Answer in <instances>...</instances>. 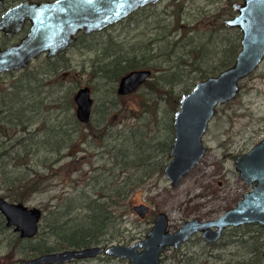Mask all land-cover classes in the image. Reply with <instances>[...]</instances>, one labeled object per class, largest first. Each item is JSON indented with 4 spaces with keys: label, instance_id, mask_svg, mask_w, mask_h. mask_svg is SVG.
Here are the masks:
<instances>
[{
    "label": "rangeland",
    "instance_id": "obj_1",
    "mask_svg": "<svg viewBox=\"0 0 264 264\" xmlns=\"http://www.w3.org/2000/svg\"><path fill=\"white\" fill-rule=\"evenodd\" d=\"M182 1L185 4L182 14L184 22L195 23L199 20L205 23L207 15L217 10L225 11L221 17L234 13L227 8L229 0H159L142 6L136 12H131L129 16L111 23L98 32L88 36L81 35L76 44L49 61L52 64L55 61L58 63V71H49L50 74L38 71L45 76L51 75L49 79L44 80V93L48 94V98L51 97L50 93L57 98L61 94L64 97L72 91L73 103L69 108L71 112L76 113L74 94L77 88L82 84H89L94 97L91 118L94 127L92 129L86 126L82 132L91 133L88 139L85 133L84 141L76 142L77 144L61 159L54 151L49 152L45 148L42 150L41 157H45L47 163L35 162V166L40 167L39 178H43L42 185L25 200L29 205L36 204L44 210L39 232L34 237L25 236L19 241L16 238L20 233L12 227L0 232V255L3 263L12 264L15 258L38 254L33 252V248L40 241L42 244L64 248L59 242L66 232L50 233L47 222L53 219L51 210L56 207L60 209L65 205L66 195L78 197L79 201L83 200L85 203V200L93 198L103 201L108 193L113 196L119 189L121 192L124 191L125 196L119 197L117 203L112 202L110 205L115 209L114 214H118L117 218L113 217L115 220L110 221L104 230L99 228L98 232H103L100 242L129 244L145 235L152 227L159 211L164 210L169 214L168 225L174 230L185 219L195 216L201 219L216 218L225 213L226 208L236 205L238 199L250 188L247 180L243 179L235 167V156L250 149L264 137V59L252 73L241 79L238 95L219 104L218 111L213 115L209 128L202 137L206 153L199 163L182 176L177 185L172 184L163 166L171 160L170 149L175 140L173 116L179 105L169 110L174 104L165 97H160L158 110L154 111L152 109L157 103L153 102L155 94L148 90L149 87L141 85L133 93L120 94L117 89L118 80L111 82L94 70L96 63L104 60V50L107 47H114L112 50L117 48L115 45L117 41L128 47L129 43L133 44L136 40L149 43L154 36L161 37L164 20L168 21L174 17L176 3ZM201 29L206 31L205 25ZM224 32L225 30H218L216 47L219 46V49L208 53L206 61L202 62L204 66L212 67L224 56L223 45L219 41ZM204 36L198 34V40L195 42L204 39ZM186 40H183L184 43ZM188 48L189 45L185 43L183 51H187ZM159 49V44L156 43L154 51ZM197 54L195 52L196 56ZM145 58L142 53L138 67L146 66L142 64ZM155 62L165 65L162 56L149 57L145 60L146 64ZM46 63L48 61L43 57H38L33 59L26 69L0 75V99L4 98L7 87L14 81L23 79L30 71L36 72ZM30 77L31 82H34L33 76ZM190 80L191 78H188V81L175 84V93L185 92ZM110 86L114 87V90L108 89ZM146 101L151 103L153 108L148 106ZM106 103L111 106L107 114L111 121L110 128L104 126L105 121H100ZM48 108H51L50 112L53 113L52 120L57 114L60 115L59 112L65 110L58 102L51 104V107L47 106L45 112ZM168 116L172 121L169 119L166 127L165 121ZM33 125L37 126L36 123ZM137 128L139 130H134L127 136L131 129ZM101 129H104V133ZM140 130L143 132L142 137ZM82 132L73 128V134L77 138L83 134ZM125 144L126 148L139 152V163H125L127 159H124L122 153ZM134 152L129 158L134 157ZM49 164L52 167L50 169ZM3 191L0 188V194ZM113 198L115 200V196ZM141 201H145L151 207L145 217L139 216L133 208L134 203ZM80 205L72 214L75 225L86 212L83 210L86 208H81ZM45 217L48 219L45 220ZM258 224L260 223L248 226L244 224L246 225L244 227H238L243 224L228 226L217 242H209L200 231L195 232L178 247L165 246L161 264H235L240 257L250 258L254 255L253 252L248 251V246L237 240L240 235L248 237L252 233L260 235L259 242L264 240V227ZM46 237L47 241L44 242L42 239ZM58 264H131V262L127 258L121 259L100 253L97 256L74 258Z\"/></svg>",
    "mask_w": 264,
    "mask_h": 264
},
{
    "label": "water",
    "instance_id": "obj_2",
    "mask_svg": "<svg viewBox=\"0 0 264 264\" xmlns=\"http://www.w3.org/2000/svg\"><path fill=\"white\" fill-rule=\"evenodd\" d=\"M159 0H56L14 5L3 13L0 29L14 33L20 29L28 16L32 21L30 31L15 45L0 46V72L6 69L26 67L29 60L46 51L47 56L57 54L76 40V33L100 30L120 21L142 5ZM3 0H0L2 6ZM238 15L228 17L226 23L243 29L242 47L234 63L217 74L199 80L181 94L179 108L174 113V142L171 160L164 166L172 184H179L182 176L201 160L206 152L203 134L217 112L218 104L231 100L240 91V80L249 74L264 56V0H244L234 3ZM150 67H134L119 79L120 94L133 93L150 75ZM77 117L83 122L91 119L94 97L91 86L82 84L74 94ZM235 166L243 179L252 185L237 204L226 208L216 218L185 219L171 230L169 214L157 212L152 227L142 238L132 243H94L79 247L47 250L27 257L24 264H58L74 258L97 256L106 253L127 258L131 264H161L165 246H176L200 231L209 242H217L228 226L248 222L264 224V137L253 147L235 157ZM139 216L146 214L149 205L145 201L133 204ZM0 212L7 225L20 232L22 237H32L38 232L44 214L41 206L25 201L10 200L0 194ZM0 264L3 258L0 255Z\"/></svg>",
    "mask_w": 264,
    "mask_h": 264
},
{
    "label": "trees",
    "instance_id": "obj_3",
    "mask_svg": "<svg viewBox=\"0 0 264 264\" xmlns=\"http://www.w3.org/2000/svg\"><path fill=\"white\" fill-rule=\"evenodd\" d=\"M229 2L231 3V0ZM176 6L174 17L168 21L164 20L162 24L163 35L161 37L154 36L149 43H141L136 40L133 44L129 43L128 47L117 41L115 45L118 47L114 50H112L114 47H107L104 50V60L96 63L94 68L96 73L105 76L111 82L119 81L125 72L140 65L139 58L142 53L146 57L145 60L149 57L162 56L165 65L158 62L146 64L145 60L142 63L144 66L146 65L153 69L151 77L143 85L147 88L149 87L148 90L155 94L153 95V102H156L157 105L152 109L154 111L158 110L160 97H165L174 104L171 105L169 110L174 109L176 105H179L181 98V94L175 93V84L180 81H188V78H191L188 85H186L188 89L185 92L189 91V86H193L199 79L208 77L210 74L229 66L235 58L240 45L239 30L227 26L221 17V14L225 13V11L217 10L215 13L208 14L205 23L199 22V20L195 23H189L188 21H182L183 10L185 9L184 2L176 3ZM227 8L231 9V5L227 6ZM139 9L132 12H136ZM202 23L205 25L206 31L201 29L203 27ZM218 30H225L224 35L219 40L223 45L224 56L219 59L218 64L212 67L204 66L202 62L206 61L208 53H212L211 50L216 51L219 49V46L216 47L219 38L217 35ZM198 34L206 36L196 43ZM81 35L88 36V34L84 33ZM183 40H186V45H189L187 51H183V47H185ZM156 43L159 44V51H154ZM195 52L198 53L197 56ZM57 56L44 58L48 63L37 69L36 72L30 71L28 75L23 76V79L20 78L16 82L14 81L11 86L7 87L4 98L0 99V188L4 190L2 194L10 200L25 201L35 190L41 187L43 178H39V175H41L40 167H36L35 162L40 161L43 163L44 161V163H47V159L41 157V152L44 148L49 152L58 153V158L61 159L71 147L79 143V141H84L85 133L88 139L91 133L82 132L86 126L92 129L94 127L91 119L87 122H82L77 117V113L69 111L73 103L72 91H69L64 97L61 94L57 98L52 93H50L51 97L48 98V94L44 93V80L49 79V76H51L49 71H58V63L56 61L53 64L49 62ZM156 70H159V72H156ZM38 71L49 72V76H45V74L43 75ZM31 75L35 79L34 82L30 80ZM111 87L108 89L114 90V87ZM115 99L116 97L113 100ZM55 102H58L65 110L59 112L61 116L57 114V117L52 120L53 113L50 112L51 108H48L47 112H45V109L47 106L51 107V104ZM146 103L152 107L151 103L148 101ZM109 107H111L110 104L106 103L104 113L100 119V121H105L104 126L107 125V128H110L109 124H111L110 119H108L109 116H107L111 110ZM62 113L64 114L62 115ZM169 119L172 121L170 116H168L165 121L166 127L169 124ZM34 123L37 126H34ZM73 128L80 130L83 134L79 138L75 137ZM103 130L101 129L102 133H104ZM134 130L137 131L139 129H131L127 136ZM140 133L142 137L143 132L141 130ZM127 136L124 141H126ZM63 149L67 150L63 151ZM133 152L132 148H126L125 144L122 149L123 157L125 160L127 159L125 163H139V152H134V157L129 158ZM48 167L49 169L52 168L50 164ZM123 193L124 191L121 192L119 189L113 195L115 200L112 194L108 193L104 196L105 200L103 201H97L98 199L93 198L92 200H85V203H83V200L79 201L80 198L78 197L66 195L65 205L60 209L56 207L51 210L53 219L47 222L50 233L66 232L65 236L62 235L63 239L59 242L64 248L100 243L103 232H98V230L99 228L104 230V227L108 226L110 221L115 220L113 217L117 218L118 214H114L113 211L115 209L111 208L112 206L110 205L112 202L117 203L119 197L125 196ZM100 197H103V195H100ZM78 205L81 208H86L83 209L86 212L75 225L72 214ZM47 219L48 217H45V220ZM252 224L256 223H246L247 226ZM246 225L243 224L238 227ZM258 225L264 227V224L260 223ZM9 227L7 222H5L3 213L0 212V232ZM259 237L260 235L254 233L248 237L240 235L237 242L247 245L248 251L251 250L254 255L250 258L240 257L235 264L264 263V254H262L264 253V240L259 242ZM22 238L18 234L16 239L19 241ZM42 240L46 242L47 237ZM56 247L50 244H42L40 241L33 248V252L36 254L47 250H55L57 249ZM8 254L11 255L10 252ZM26 258L27 256L15 258L12 264H24ZM4 264L10 263L5 262Z\"/></svg>",
    "mask_w": 264,
    "mask_h": 264
},
{
    "label": "flooded vegetation",
    "instance_id": "obj_4",
    "mask_svg": "<svg viewBox=\"0 0 264 264\" xmlns=\"http://www.w3.org/2000/svg\"><path fill=\"white\" fill-rule=\"evenodd\" d=\"M24 1H26V0H3V4H2V6H0V21H1V19H2V17H3V13H5L6 11H8L9 10V8H11V7H14V5H17V4H20V3H24ZM29 2V4H31V3H35V2H46V1H51V2H53V1H56V0H28ZM238 1H241V2H243L244 0H231V3L229 4V5H231V9H232V11H234V13L232 14V15H228L227 17H222L223 18V20H224V22H225V24L227 25V26H229V27H234V28H236L237 30H239V32H240V38H239V40H240V45H239V48H238V52H237V54H236V56H235V58L233 59V61H232V63L230 64V65H232L233 63H234V61H235V59H236V57H237V55L239 54V52H240V49H241V47H242V37H243V29H241V27L240 26H236V25H229V24H227L226 23V20L225 19H227L228 17H232V16H235V15H238V13H239V10H237L235 7H234V3H236V2H238ZM152 3H154V2H152ZM152 3H148V4H152ZM156 3V2H155ZM147 5V4H146ZM142 6H145V5H142ZM141 8V7H140ZM139 9V8H138ZM131 14V13H130ZM129 16V15H128ZM31 25H32V21L30 20V18H28V16H26L25 17V22H24V24L22 25V27L20 28V29H17L14 33H8L6 30H3V29H0V46L2 47V48H5V46H10V45H15L16 43H18V42H20V41H22L21 39L23 38V37H25L26 36V34L31 30L30 29V27H31ZM108 27V26H107ZM104 28H106V27H104ZM104 28H102V29H104ZM101 30V29H100ZM100 30H96V31H92V32H90V33H94V32H98V31H100ZM88 34V35H90V33H86L85 31H84V29H79V31L76 33V40H74L73 42H71L67 47H65L63 50H61V51H59L57 54H54V55H48L47 56V52L46 51H44V52H41V53H39L38 54V56H36V57H34V58H31L29 61V64L32 62V60L33 59H36V58H38V57H43V58H48V57H54V56H57V55H59V53H62V52H64V51H66V50H68L69 49V47L70 46H72V45H74V44H76L78 41H79V38H80V36H81V34ZM264 59V56L262 57V59L260 60L261 62H262V60ZM260 62V63H261ZM259 63V64H260ZM29 64L26 66V67H21V68H17V69H6V70H4V71H2V72H0V75H2V74H4V73H6V72H9V71H11V72H13V71H17L18 69H26L28 66H29ZM259 64L257 65V67L259 66ZM230 65L229 66H227V67H230ZM148 67V66H147ZM227 67H224V68H227ZM257 67H255V68H257ZM151 68V67H150ZM224 68H222V69H224ZM254 68V69H255ZM152 69V68H151ZM222 69H220V70H222ZM253 69V70H254ZM218 72H220V71H218ZM218 72H216V73H213V74H217ZM152 73H153V69H152ZM250 73H252V71L250 72ZM249 73V74H250ZM152 75V74H151ZM151 75H150V77H151ZM211 75V74H210ZM248 75V74H247ZM246 75V76H247ZM245 77V76H244ZM206 78V77H205ZM243 78V77H242ZM241 78V79H242ZM149 79V78H148ZM201 79H204V78H201ZM201 79H199V80H201ZM241 81V80H240ZM198 82V81H197ZM145 83V82H144ZM144 83H141L138 87H140L141 85H143ZM240 83V82H239ZM138 87H137V89H138ZM240 89H241V83H240ZM239 93V92H238ZM232 100V99H231ZM229 101V100H228ZM226 102V101H225ZM220 104V103H219ZM219 104H218V106H219ZM217 111H218V109H217ZM212 119V118H211ZM211 121V120H210ZM209 125V124H208ZM209 128V127H208ZM255 145V144H254ZM206 147V146H205ZM252 148V147H251ZM250 148V149H251ZM249 150V149H248ZM207 151V150H206ZM245 151H247V150H245ZM244 151V152H245ZM206 153V152H205ZM241 153H243V152H241ZM238 154H240V153H238ZM237 154V155H238ZM236 155V156H237ZM235 156V157H236ZM202 158V157H201ZM236 159V158H235ZM168 163V162H167ZM166 165V164H165ZM164 165V166H165ZM196 165V164H195ZM164 166H163V170H164ZM236 167V166H235ZM192 169V168H191ZM190 169V170H191ZM238 169V168H237ZM239 170V169H238ZM239 173H240V170H239ZM241 175V174H240ZM250 185V184H249ZM252 187V185H250V188ZM249 188V189H250ZM148 205V204H147ZM42 208V207H41ZM150 205H149V208H148V210L146 211V214L145 215H147L148 214V212L150 211ZM43 210V209H42ZM44 215V214H43ZM144 215V216H145ZM42 218H43V216H42ZM41 218V219H42ZM41 221V220H40ZM40 224H41V222H40ZM242 225V224H241ZM9 226V225H8ZM10 227H12V226H10ZM13 228V227H12ZM40 228V227H39ZM14 229V228H13ZM226 229V228H225ZM224 229V230H225ZM224 230H223V232H224ZM39 232V231H38ZM37 232V233H38ZM195 232H199V231H195ZM222 232V233H223ZM20 233V232H19ZM36 233V234H37ZM201 233V232H200ZM35 234V235H36ZM224 234V233H223ZM223 236V235H222ZM221 236V237H222ZM32 237H34V236H32ZM82 246H84V245H82ZM68 247H75V246H68ZM68 247H65V248H68ZM57 249H63V248H57ZM57 249H55V250H57ZM62 263V262H61ZM4 264V263H3Z\"/></svg>",
    "mask_w": 264,
    "mask_h": 264
}]
</instances>
